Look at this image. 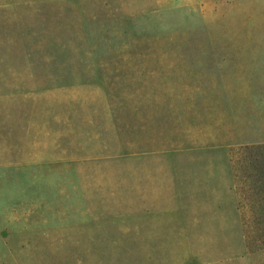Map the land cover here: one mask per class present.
Listing matches in <instances>:
<instances>
[{
    "label": "rangeland",
    "instance_id": "rangeland-1",
    "mask_svg": "<svg viewBox=\"0 0 264 264\" xmlns=\"http://www.w3.org/2000/svg\"><path fill=\"white\" fill-rule=\"evenodd\" d=\"M258 144L264 0H0V264H264Z\"/></svg>",
    "mask_w": 264,
    "mask_h": 264
},
{
    "label": "trees",
    "instance_id": "trees-1",
    "mask_svg": "<svg viewBox=\"0 0 264 264\" xmlns=\"http://www.w3.org/2000/svg\"><path fill=\"white\" fill-rule=\"evenodd\" d=\"M248 153L249 184L253 194L258 198L264 197V144L246 146ZM247 152V151H246ZM259 200V199H258ZM258 219L264 218V207H257L254 210Z\"/></svg>",
    "mask_w": 264,
    "mask_h": 264
}]
</instances>
